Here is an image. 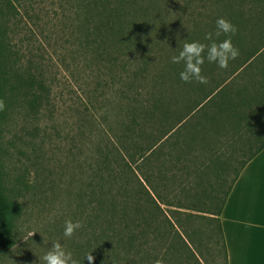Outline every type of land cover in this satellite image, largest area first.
I'll return each instance as SVG.
<instances>
[{
    "label": "trees",
    "instance_id": "1",
    "mask_svg": "<svg viewBox=\"0 0 264 264\" xmlns=\"http://www.w3.org/2000/svg\"><path fill=\"white\" fill-rule=\"evenodd\" d=\"M221 17L237 28L239 57L227 69L206 61L207 83L183 82L171 57L186 40L210 43ZM0 62L35 111L64 73L93 80L76 123L82 147L95 140L74 193L83 227L69 247L79 264L88 253L94 264H202L195 236L206 216L228 264L219 216L231 185L207 189L205 176L218 168L237 178L264 149V0H0ZM20 214L0 128V256L15 246Z\"/></svg>",
    "mask_w": 264,
    "mask_h": 264
},
{
    "label": "rangeland",
    "instance_id": "2",
    "mask_svg": "<svg viewBox=\"0 0 264 264\" xmlns=\"http://www.w3.org/2000/svg\"><path fill=\"white\" fill-rule=\"evenodd\" d=\"M53 58L58 64L57 56ZM79 68L86 70L85 63H80ZM3 71L0 62V100L5 102L0 117L4 170L7 185L20 202L21 214L14 230L15 246L0 256V264H43L39 258L54 242L71 250L70 239L63 235L65 221L80 220L74 193L80 188V179L90 174L88 163L95 140L89 139L83 147L80 144L77 112L85 98V87L93 80L64 73L52 92V103L35 111L22 94L11 88ZM112 106L102 105L101 112ZM110 114L112 123L116 118L113 112ZM103 125L107 128V124ZM220 146L227 148L225 141ZM233 176L234 173L228 176L227 183ZM207 218L204 233L195 236L196 254L202 264H226V251L220 239L212 236L214 222ZM77 232L72 238L77 237Z\"/></svg>",
    "mask_w": 264,
    "mask_h": 264
},
{
    "label": "crops",
    "instance_id": "3",
    "mask_svg": "<svg viewBox=\"0 0 264 264\" xmlns=\"http://www.w3.org/2000/svg\"><path fill=\"white\" fill-rule=\"evenodd\" d=\"M225 174L218 168L210 171L205 176V185L207 189L220 188L223 193L231 185L219 216L228 264H264V149L244 166L237 178L234 175L230 183ZM220 177L221 185L215 183Z\"/></svg>",
    "mask_w": 264,
    "mask_h": 264
},
{
    "label": "clouds",
    "instance_id": "4",
    "mask_svg": "<svg viewBox=\"0 0 264 264\" xmlns=\"http://www.w3.org/2000/svg\"><path fill=\"white\" fill-rule=\"evenodd\" d=\"M237 28L226 18H218L216 21V31L208 32L204 39L210 43L205 44L200 41H184L183 47L179 48L178 55L171 57L174 64H183V70L180 72V79L185 83H207V77L203 75L202 66L207 61L215 63L220 69H227L229 62L237 59L240 55L239 49L232 42V35H235ZM221 34L226 36L223 41H218ZM5 109V102L0 100V111ZM83 227L79 221H65L64 237L70 239L77 230ZM35 235V233H30ZM43 264H79L74 258L73 253L66 249L59 241L53 243L50 249L43 255ZM84 260L89 264H94L95 257L92 253L85 255ZM154 264H164L163 259H157Z\"/></svg>",
    "mask_w": 264,
    "mask_h": 264
}]
</instances>
